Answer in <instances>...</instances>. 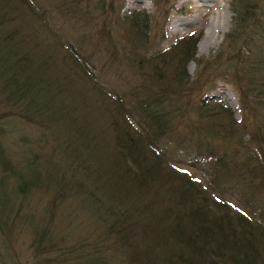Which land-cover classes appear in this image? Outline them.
Wrapping results in <instances>:
<instances>
[{
	"label": "trees",
	"instance_id": "trees-1",
	"mask_svg": "<svg viewBox=\"0 0 264 264\" xmlns=\"http://www.w3.org/2000/svg\"><path fill=\"white\" fill-rule=\"evenodd\" d=\"M54 2L0 0V177L13 178L21 199L51 195L33 257L264 264V0H230L232 23L210 61L234 87L236 108L188 91L197 88L182 75L195 56L193 36L156 51L153 63L134 61L138 75L148 62L153 86H107L90 69L98 61L90 47L113 43L70 44L48 12L67 8ZM115 12L109 22L118 28ZM123 44L109 55L134 59L139 50ZM66 207L79 213L59 224Z\"/></svg>",
	"mask_w": 264,
	"mask_h": 264
},
{
	"label": "rangeland",
	"instance_id": "rangeland-1",
	"mask_svg": "<svg viewBox=\"0 0 264 264\" xmlns=\"http://www.w3.org/2000/svg\"><path fill=\"white\" fill-rule=\"evenodd\" d=\"M54 1L55 4L63 3L61 0ZM63 8L67 9H55L52 6L48 12L59 20L57 23H62V38L70 44L76 46L82 42L94 46V43L104 39L113 43L108 45V51L111 52L124 46V42L129 43L132 50H139L134 53V59L126 57L123 62L120 56L116 58V54L114 58L110 56V52L99 46L101 44L90 47L98 59L95 66L91 64L90 69L92 67L101 75V79L107 80V86L113 89L131 84L143 88L153 86L155 81L149 78L152 68L148 62L143 65L142 72L145 74L138 75L135 73L138 69H131L134 61L139 62L142 58L153 63L156 51L167 52L182 37L193 36L197 38L195 56L185 64L182 75L197 88L188 91H191L193 99L223 96L230 107L236 108L234 87L214 68V62H210L221 52L220 45L232 23L230 0H71L63 3ZM108 10L116 11L118 28L109 22L111 12L108 14ZM124 16L130 20L122 26ZM213 24L217 27H213ZM215 39H219L217 45H213ZM66 41L65 44L68 43ZM45 43H49V38L45 39ZM169 56L166 55L165 59ZM129 75L132 76V82ZM169 75L168 78L171 77ZM17 130H22V127ZM8 142L12 145L14 140L10 138ZM14 149L17 154L20 148L15 146ZM175 155L183 154L176 151ZM197 172L206 178L201 169L198 168ZM0 186V206L7 205L5 210H0V264H40V260L33 257L32 238L35 228L43 224L42 211L51 195L37 191L21 199V196L15 194L14 180L9 176L0 177ZM70 211L79 213L68 207L60 209L57 215L59 224L61 216ZM80 231L88 232L89 229L85 226Z\"/></svg>",
	"mask_w": 264,
	"mask_h": 264
},
{
	"label": "bare ground",
	"instance_id": "bare-ground-1",
	"mask_svg": "<svg viewBox=\"0 0 264 264\" xmlns=\"http://www.w3.org/2000/svg\"><path fill=\"white\" fill-rule=\"evenodd\" d=\"M225 28H224V30L226 29V26H227V23H228V18L226 19V21H225ZM213 27H217V25L216 24H213ZM223 28V27H222ZM221 30V29H220ZM222 31H223V29H222ZM217 32V31H216ZM219 43V39H215V41L213 42V45H217Z\"/></svg>",
	"mask_w": 264,
	"mask_h": 264
}]
</instances>
